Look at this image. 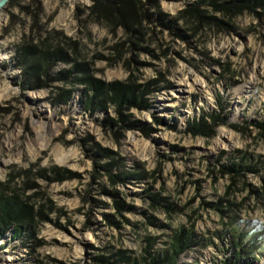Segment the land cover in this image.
I'll return each mask as SVG.
<instances>
[{
    "label": "rangeland",
    "instance_id": "374dc122",
    "mask_svg": "<svg viewBox=\"0 0 264 264\" xmlns=\"http://www.w3.org/2000/svg\"><path fill=\"white\" fill-rule=\"evenodd\" d=\"M0 196V264H264V7L9 0Z\"/></svg>",
    "mask_w": 264,
    "mask_h": 264
},
{
    "label": "trees",
    "instance_id": "16d2710c",
    "mask_svg": "<svg viewBox=\"0 0 264 264\" xmlns=\"http://www.w3.org/2000/svg\"><path fill=\"white\" fill-rule=\"evenodd\" d=\"M205 1V0H202ZM217 1V0H212ZM240 3L249 5V4H255L259 6L264 7V0H236ZM34 63L36 64L37 69H39V66L41 64V59L37 56L34 58ZM117 94H119V91H116ZM117 94L112 98L113 102H116L118 105H121V102L124 103L127 101V99H130L133 97V93L130 94L128 90H122L119 95H122L120 97H117ZM122 106V105H121ZM32 214L30 211L27 210V208L19 203V200L16 198H10L5 196H0V221L2 223V226L6 230L10 227L16 228V234L19 236L21 234V231L23 230V227L21 226L27 221V218H30ZM180 237L183 236V232L179 233ZM182 239L176 238V246L174 247L175 250V257H177L180 253V244ZM182 245V244H181ZM252 255V254H250ZM237 256H235V260H237ZM255 259V258H254ZM174 262H176V258L174 259ZM235 264V263H233Z\"/></svg>",
    "mask_w": 264,
    "mask_h": 264
},
{
    "label": "water",
    "instance_id": "95a60500",
    "mask_svg": "<svg viewBox=\"0 0 264 264\" xmlns=\"http://www.w3.org/2000/svg\"><path fill=\"white\" fill-rule=\"evenodd\" d=\"M9 2V0H0V10Z\"/></svg>",
    "mask_w": 264,
    "mask_h": 264
}]
</instances>
